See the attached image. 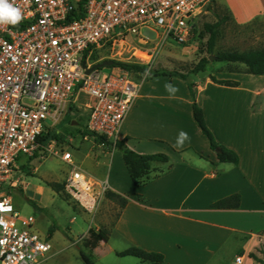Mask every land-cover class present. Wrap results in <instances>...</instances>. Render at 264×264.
Returning <instances> with one entry per match:
<instances>
[{
	"label": "crops",
	"instance_id": "crops-1",
	"mask_svg": "<svg viewBox=\"0 0 264 264\" xmlns=\"http://www.w3.org/2000/svg\"><path fill=\"white\" fill-rule=\"evenodd\" d=\"M217 1L239 24L264 16V0H254V5L250 0ZM207 69L209 75L192 81L196 100L216 140L239 154V164L219 162L211 149L194 118L188 81L143 77L119 140L139 153H164L169 161L153 163L149 177L135 184L113 144L111 151L84 152L86 168H81L107 180L110 191L127 200L121 206L106 196L120 205L119 215L109 227L97 228L108 231L109 239L94 248L95 258L136 246L163 254L164 261L132 256L133 264H236L239 255L245 264L253 254L264 259V75L227 61H211ZM211 75L239 84H220ZM167 84L178 91L170 92ZM182 131L187 139L176 147ZM233 194L241 196L238 208L213 207Z\"/></svg>",
	"mask_w": 264,
	"mask_h": 264
},
{
	"label": "built area",
	"instance_id": "built-area-1",
	"mask_svg": "<svg viewBox=\"0 0 264 264\" xmlns=\"http://www.w3.org/2000/svg\"><path fill=\"white\" fill-rule=\"evenodd\" d=\"M216 1L9 0L23 19L0 24V264H39L53 250L33 229L35 218L16 209L12 190L22 185L16 177L20 156L60 155V139L43 143L40 137L67 106L88 97L86 128L112 143L119 140L141 82L116 65L87 73L99 63L94 55L106 47L119 55L106 60L128 62L122 56L139 48L148 50L152 62L168 41L187 43L196 19ZM60 156L74 166L66 192L95 214L110 191L108 181L77 166L72 151L62 149ZM242 262L237 256L236 264Z\"/></svg>",
	"mask_w": 264,
	"mask_h": 264
},
{
	"label": "rangeland",
	"instance_id": "rangeland-1",
	"mask_svg": "<svg viewBox=\"0 0 264 264\" xmlns=\"http://www.w3.org/2000/svg\"><path fill=\"white\" fill-rule=\"evenodd\" d=\"M250 1L251 5H254V0ZM225 15H229V18L219 27V35L212 56L216 57L217 53L222 51H245L264 47V16L248 24H239L231 11L216 1L196 19V29L187 43L168 41L158 51L152 62L148 60L147 49L143 51L138 48L135 51L136 54L128 52L122 57L128 62L147 63L148 69H167L185 73L190 82L204 78L210 74L207 67L205 71L199 73H190V70L202 57L208 55L207 43L210 33L205 25L214 24ZM144 33L156 40L154 32L144 30ZM107 56L119 55L116 51H110L105 47L98 55L99 62L106 60ZM142 76L149 75L145 73ZM87 102L89 98L82 96L77 103H70L56 124L52 126V130L57 131L61 137V145L57 147L60 155L62 149L72 151L76 157V165L83 169L86 168L83 165L84 152L96 155L101 147L110 151L114 148L111 144H102L96 136L85 133L89 113L85 106ZM60 155L52 153L42 157L38 153L34 157L20 156V169L16 177L20 178L22 185L19 189L12 190V197L21 216H33L35 218L33 229L43 238L48 239L53 246L51 257L41 264H85L81 256V248H84L83 238L88 236L91 227L97 229L100 226L109 227L113 224L119 215L120 205L105 199L92 215L77 200L67 197L65 191L56 192L48 182L66 184L67 177L74 167L62 160ZM108 168L109 160L105 170ZM238 254H242V251ZM135 259L132 256H118L110 253L96 257L95 261L97 264H133L129 261H136ZM262 263L264 264V259L260 261L248 257L245 264ZM142 264L151 263L143 262Z\"/></svg>",
	"mask_w": 264,
	"mask_h": 264
},
{
	"label": "trees",
	"instance_id": "trees-1",
	"mask_svg": "<svg viewBox=\"0 0 264 264\" xmlns=\"http://www.w3.org/2000/svg\"><path fill=\"white\" fill-rule=\"evenodd\" d=\"M232 14V13H231ZM232 16V15H231ZM229 18V15H225L220 18L214 24H206V29L210 33V37L207 43V52L208 55L204 56L200 59V61L190 70V73H199L201 71H205L207 64L210 62V56L214 52V48L216 45V41L219 35V27L222 23H224ZM193 29V32L195 31ZM95 59H98V54L94 55ZM216 61H227L232 63H242L246 66V72L257 75H264V47L249 49L245 51H222L217 53L215 57ZM116 66H120L123 69L127 70L131 76L135 80H141L143 76L142 74L147 73L150 77H178L183 80L188 81L187 74L180 73L178 71H169L167 69H148L147 65L135 63V62H123V61H115ZM211 79L220 84H227L232 86H237L239 82L233 80H221L216 78L215 76H210ZM188 87L191 93L192 101H193V114L196 122L201 128L202 132L207 136L211 149L216 151L219 162H228L233 163L235 165L239 164L240 157L239 154L231 148H228L225 145L220 144L212 130L209 128L204 110L198 104L196 100L195 94V83L188 81ZM87 135H94L97 139H99L102 143L105 144H113L116 149L121 150L127 168L130 172L131 178L135 184H139L145 179H147L150 175L153 163L155 162H168L169 156L164 153H156V154H143L139 153L129 147H127L124 143V140H118L116 143H112L106 137L92 133L86 128ZM52 138H58L61 140L60 135L57 131H53L52 129L46 131L41 137L40 140L43 143L48 142ZM48 184L58 193H62L65 190V183L58 182H48ZM67 197H71L66 192ZM107 197L111 200L117 201L121 204V206H125L127 200L115 194L114 192L108 191ZM241 196L240 194H233L227 197H224L215 203H213V207L217 208H238L240 206ZM109 239L108 231L104 229L97 230L96 228L91 227L88 231V236L83 240L84 248H81V256L85 262V264H97L95 261V256L93 250L95 247L99 245V243L104 240L107 241ZM120 256H134L139 258L142 261H150L153 263H160L164 261V256L161 253L147 251L145 249L132 246L118 252ZM254 258L258 259L254 254L252 255ZM259 260V259H258Z\"/></svg>",
	"mask_w": 264,
	"mask_h": 264
},
{
	"label": "clouds",
	"instance_id": "clouds-1",
	"mask_svg": "<svg viewBox=\"0 0 264 264\" xmlns=\"http://www.w3.org/2000/svg\"><path fill=\"white\" fill-rule=\"evenodd\" d=\"M23 19L22 12L18 7L9 3V0H0V24H12L16 25ZM166 88L170 92L178 91L173 85L167 84ZM187 139V133L181 132L177 141L176 147H180L183 141Z\"/></svg>",
	"mask_w": 264,
	"mask_h": 264
},
{
	"label": "water",
	"instance_id": "water-1",
	"mask_svg": "<svg viewBox=\"0 0 264 264\" xmlns=\"http://www.w3.org/2000/svg\"><path fill=\"white\" fill-rule=\"evenodd\" d=\"M210 60H215V57L211 55L210 56ZM114 64H115V61L112 60V59L104 60L103 62L96 63L91 68H88L87 69V73H90V72H92L93 70H95L97 68H101V67H104V66H112ZM84 66L86 67V63L85 62H84Z\"/></svg>",
	"mask_w": 264,
	"mask_h": 264
}]
</instances>
